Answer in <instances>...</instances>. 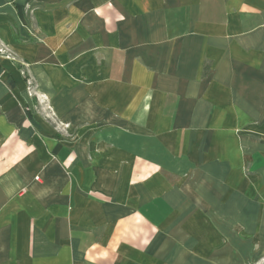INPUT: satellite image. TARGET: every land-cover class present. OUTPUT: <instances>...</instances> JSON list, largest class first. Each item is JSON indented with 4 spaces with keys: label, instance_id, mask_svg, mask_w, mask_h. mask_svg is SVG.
Returning a JSON list of instances; mask_svg holds the SVG:
<instances>
[{
    "label": "crops",
    "instance_id": "crops-1",
    "mask_svg": "<svg viewBox=\"0 0 264 264\" xmlns=\"http://www.w3.org/2000/svg\"><path fill=\"white\" fill-rule=\"evenodd\" d=\"M7 50L58 93L75 141L58 147L25 112ZM11 134L29 154L0 174V264H182L181 233L199 231L211 246L232 232L231 256L247 212L264 210V0H0V137ZM190 167L206 175L195 188Z\"/></svg>",
    "mask_w": 264,
    "mask_h": 264
},
{
    "label": "rangeland",
    "instance_id": "rangeland-1",
    "mask_svg": "<svg viewBox=\"0 0 264 264\" xmlns=\"http://www.w3.org/2000/svg\"><path fill=\"white\" fill-rule=\"evenodd\" d=\"M24 10L27 19L31 21V15L34 10L33 6L30 4H26L24 6ZM4 55L7 59L12 60L15 63L19 62L18 65L21 64L19 66L22 77L24 78V81L26 83V94L32 102L30 105L26 106V108L24 109L25 112H27L29 116H37V118L46 123V128H50V131L52 130V132H54L55 134V137L52 135L51 137H49V139L54 141L58 147L61 146V142L63 140L64 143L66 142V139L75 141L77 139L75 136L67 135V130L69 129L70 125L61 120V98L58 93L53 96V94H51L52 90H45V92L44 89H41L35 79L29 75L28 71L25 68L26 65L24 63H21L10 50L5 51ZM14 148H17V143L15 137L12 136V134L6 137H0V166L2 167L0 168V174L3 172L2 170L6 168L4 166H7V164L9 166L11 162L17 161V156L19 155V153L16 152L14 154ZM22 149L23 151L18 156V159H20L24 155L29 154L28 151L25 152V148ZM28 149L31 151V149L33 148H31V145H29ZM171 162H173L172 157ZM171 162L170 166H172L173 164ZM51 168L52 167H50L49 170L53 175V169ZM151 171H156V169H151ZM197 171V169L193 170L190 167L183 173L184 175H182V179L186 180V184H190L188 186H190L191 188L196 187L197 184L195 185V183H198L197 181L200 177L206 176L204 175V171H201L202 176H198ZM54 172L56 173L57 169ZM174 172L178 171H174L173 167H165L163 170H160L158 174L172 184L180 181L179 177H181V175H175ZM44 177L45 173H42L40 169H36V172L32 173L33 180H42L44 179ZM56 177L58 176H55L54 178ZM262 195L263 198L261 200H263L264 203V193ZM249 198H253V196ZM256 201L260 202L259 199H256ZM253 203L254 202H252L251 205ZM253 208L251 209V211L247 212L245 216V222L244 224H242L243 231L238 234L240 236V239L238 240L236 245L238 247H236V249H230L229 251L233 254L227 258H223V255L220 253V251L224 247L226 241H228L230 245L233 241H236V236H234V234H231L232 232L226 234V238H221V242L219 241L218 244H214V246H211V243L208 245H205V243H203L205 241L204 236L206 235L204 232L199 231L197 233L198 238L196 242L193 243L186 242L189 239L184 236L186 232L181 233V235H183V238L180 243L181 249L178 250V255L183 257L182 264H264V210H262L260 213L257 210L256 213H254V211L252 212ZM193 212L194 211H192L191 215H194ZM214 219L218 224L221 219L222 221H225L228 218L221 215H214ZM255 219L258 220L257 223H259V220H261L262 222V224L259 225L261 228L257 231H255V229L252 227L254 222L253 220ZM127 222L131 224H139L136 222V219H132V221L129 219L127 220ZM187 224L188 226L192 225L193 227L201 226L194 220L191 221L190 219L187 220L186 225ZM129 225L130 224H127V226ZM122 235H124V232L119 236ZM114 252H116V250Z\"/></svg>",
    "mask_w": 264,
    "mask_h": 264
}]
</instances>
